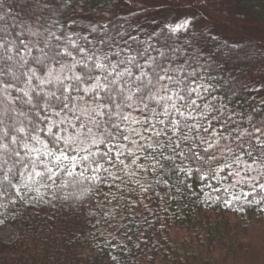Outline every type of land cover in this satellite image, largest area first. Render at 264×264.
<instances>
[{"label":"trees","instance_id":"1","mask_svg":"<svg viewBox=\"0 0 264 264\" xmlns=\"http://www.w3.org/2000/svg\"><path fill=\"white\" fill-rule=\"evenodd\" d=\"M129 1L0 0V37L35 45L27 65L15 50L4 53L11 60L0 58V83L13 85L7 92L0 86V129L27 126L34 118L22 103L23 91L58 87L34 78L29 83L25 75L32 68L40 79L47 74L33 61L40 47L67 49L80 60L74 42L101 62L108 63L107 54L112 64L146 50L137 56L140 63L154 58L170 66L169 75L195 71L196 84L208 90L203 95L215 106L212 128L188 133L197 152L208 147L201 139L211 141L207 160L174 155L172 145L157 147L167 143L161 136L140 141L155 152L130 145L137 156L125 159L124 170L119 163L110 168L116 179L101 173L107 177L102 183L64 175L56 184L27 182L25 188L24 168L16 164L8 174L13 187L0 171V227L18 232L14 241L0 240V264H264V163L238 147L264 143V0H200L205 28L172 24L180 16L174 7L134 9ZM226 26L229 33L221 31ZM57 59L49 65L54 77L80 71L71 57ZM178 142L177 151L187 154L189 147ZM2 143L9 144V153L0 151V164L9 161L6 171L17 146ZM227 147L241 157L239 165ZM245 163L251 165L247 175ZM238 167L248 182L236 183L231 173Z\"/></svg>","mask_w":264,"mask_h":264},{"label":"snow or ice","instance_id":"2","mask_svg":"<svg viewBox=\"0 0 264 264\" xmlns=\"http://www.w3.org/2000/svg\"><path fill=\"white\" fill-rule=\"evenodd\" d=\"M186 24L187 21L180 27ZM34 46L20 37L16 40L0 37V49L3 50L0 58L11 60L13 57H5L4 53L15 50L16 56L27 65L28 60L25 57ZM72 47L81 55L80 60H76L67 49L60 51L49 48L45 51L43 47L39 48L40 56L33 57L34 63L42 70L46 69L47 74L40 79L36 69L32 68L25 73L29 75V83L34 78L40 80L41 85L55 83L58 87L47 93L41 89L35 95V89L23 91L22 103L29 106L34 118L28 121L27 126L5 125L0 129V151L9 153V144L2 143L4 140L17 146L10 151V155L15 157L13 166L7 167L5 171L4 166L9 163L7 158L0 164V171H4V181L14 187L8 174L13 172L16 164L24 168L20 175L25 177V188L28 186L27 182H38L45 186L47 182L56 184L57 179L64 175L95 183H102L107 179L101 173H107L116 179L110 168L119 163L121 170H124L128 167L125 159L137 156V152L130 145H135L140 151L153 149V144L149 143L145 147L140 141L161 136H167V143L157 147L166 148L172 145L174 155L184 159L207 160L209 148L213 146L211 141L201 139V143L208 147L197 152L191 147L196 143V138L188 135L208 132L212 128L209 116L215 109L203 95L208 90L196 84L195 71L180 68L177 70L178 74L169 75L170 66L165 68L154 63V58L140 63L137 56H145L146 50H137L135 56L112 64L107 54L103 60L108 63H104L97 56L87 55L86 50L77 47L74 42ZM115 55L119 56L120 53ZM61 56L71 57L74 64L80 65V71L70 77H54L49 65L51 62L59 63L57 58ZM89 61H92L91 65ZM133 68L137 69L136 73ZM0 86L6 92L13 87L7 81L0 83ZM19 114L24 115L23 112ZM3 123L0 119V124ZM178 141L189 147L187 154L183 150L177 151L181 148ZM218 143L217 140V146ZM238 147L250 159H259L264 163V143L253 144L249 141L247 148L244 145ZM226 150L233 154V162L239 165L241 157L235 150L230 147ZM256 152H259L258 158L254 156ZM160 154L163 155L162 152ZM212 159H215L214 155ZM132 163L135 164L136 160L132 159ZM250 167L251 165L245 163V175ZM231 175L239 177L237 184L248 182L240 176L239 167ZM261 187L264 189V185Z\"/></svg>","mask_w":264,"mask_h":264},{"label":"rangeland","instance_id":"3","mask_svg":"<svg viewBox=\"0 0 264 264\" xmlns=\"http://www.w3.org/2000/svg\"><path fill=\"white\" fill-rule=\"evenodd\" d=\"M199 2L200 0H130L127 6L134 9L144 8L146 6L174 7L177 9L180 16L178 15L179 17L172 19V24L183 25L184 22L187 21V24L184 26L196 25L197 27L199 26V28H205L209 24L206 22L207 20L204 17L202 18V15L197 7ZM165 13L166 10L162 12V17L165 16ZM202 19L206 20V25H204V21H202L203 23L200 22ZM199 22L200 24H198ZM230 30L231 28L227 26L225 30L221 28L223 33H229L228 31ZM44 49L45 51H48L47 46ZM17 102L19 101L17 100ZM17 236L18 232L15 228L11 226L0 227V240L10 242L16 240Z\"/></svg>","mask_w":264,"mask_h":264}]
</instances>
